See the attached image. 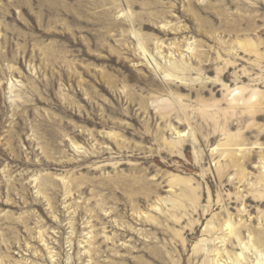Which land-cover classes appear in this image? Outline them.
<instances>
[{
	"label": "rangeland",
	"instance_id": "1",
	"mask_svg": "<svg viewBox=\"0 0 264 264\" xmlns=\"http://www.w3.org/2000/svg\"><path fill=\"white\" fill-rule=\"evenodd\" d=\"M0 264H264V0H0Z\"/></svg>",
	"mask_w": 264,
	"mask_h": 264
},
{
	"label": "bare ground",
	"instance_id": "2",
	"mask_svg": "<svg viewBox=\"0 0 264 264\" xmlns=\"http://www.w3.org/2000/svg\"><path fill=\"white\" fill-rule=\"evenodd\" d=\"M142 46V45H141ZM234 92V91H233ZM230 98V97H229ZM216 109V108H215ZM180 135V134H179ZM175 185V184H174ZM181 207V206H180ZM230 225V224H229ZM233 233H234V231H233ZM232 235V234H231ZM233 235H235V234H233ZM236 237V236H235Z\"/></svg>",
	"mask_w": 264,
	"mask_h": 264
}]
</instances>
